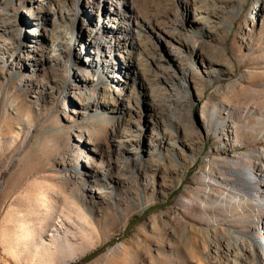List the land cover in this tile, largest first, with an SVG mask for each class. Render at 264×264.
Returning <instances> with one entry per match:
<instances>
[{"label": "rangeland", "instance_id": "rangeland-1", "mask_svg": "<svg viewBox=\"0 0 264 264\" xmlns=\"http://www.w3.org/2000/svg\"><path fill=\"white\" fill-rule=\"evenodd\" d=\"M52 1L0 0V264H257L255 252L264 259L255 246L264 237L261 189L247 201L234 185L240 171L264 170L262 1L233 0L224 11L226 1L204 0L222 14L212 31L195 21L194 0H103V16L87 0L71 26L72 54L58 59L56 34L43 30ZM148 21L181 29L199 49L181 50V64L159 41L174 77L157 81L164 96L150 94L127 54L135 47L119 42L127 30L139 42L137 22ZM94 29L105 52L91 42ZM107 54L115 62L104 70ZM206 55L225 72L208 73ZM135 82L137 114L126 105ZM127 118L132 141L122 144L116 128ZM45 204L50 215L39 221ZM58 225L68 242L36 253L40 229L48 238Z\"/></svg>", "mask_w": 264, "mask_h": 264}, {"label": "bare ground", "instance_id": "bare-ground-1", "mask_svg": "<svg viewBox=\"0 0 264 264\" xmlns=\"http://www.w3.org/2000/svg\"><path fill=\"white\" fill-rule=\"evenodd\" d=\"M9 0H2V2H5ZM11 1V0H10ZM14 1V0H12ZM64 1V0H63ZM87 0H74L73 2V6L72 8H67V7H59L60 4H58L60 2V0H54L52 2L49 3L47 10L50 12L51 18H52V23L50 26L47 27H43V30L46 32H52L55 35V39L52 41L51 44V49L56 52V54L54 55V57L56 55H61V53H64V56H66V58H69L72 54V51L70 50L69 53L67 54V51L70 48L71 42L72 41V36H71V26H72V30L76 24V20H77V14H78V7L81 6V4H83V2H85ZM89 1H93V0H88ZM121 1V0H120ZM220 1V0H219ZM223 2L226 1V5H224V7H221L220 3L215 0L213 3L215 4H219V7H221L222 10L225 11V8L228 7L227 4H230L233 2V0H222ZM262 1V7H263V14H261V16L264 18V0H258V2ZM108 2L110 3H116L117 0H108ZM195 4L197 5V7L195 8V15L199 16L195 21L199 22V23H203L204 24V29L205 27L209 28L208 30H212L214 31L215 29V24L217 23V20L219 19V21L221 20V16L222 14H220L218 11H215L213 6H201L204 2V0H194ZM65 3V2H64ZM67 3V2H66ZM2 4V3H0ZM200 4V5H199ZM209 4V3H208ZM64 5V4H63ZM68 5V4H67ZM90 10H92L95 13H102V16L105 14V9H106V5L105 2L103 0H95V2H92L89 4ZM43 8L44 6L41 7V10H38L39 13L43 12ZM213 10V11H212ZM1 11H5V8L2 9ZM32 12H30L31 14ZM4 14H7V12H5ZM33 14V13H32ZM57 14H60V16ZM39 17H41V15H37L35 14V16L32 19H38ZM123 17L119 18V21H116L118 23L119 27H125V29H123L124 31L126 29H128L129 26V22L126 21V23H122L124 22ZM207 20H209V22H211V24L207 25L206 22H208ZM61 21V22H60ZM60 22V23H59ZM68 22L71 23V25L68 24ZM141 23V22H137L138 28L139 29H135L136 33V37H138L140 39L139 42L134 43V42H130L128 39H134L135 34L133 35L130 34V30H127V32L125 33V36H122V41H119L121 44L125 43V40L127 41V45H129L131 48L135 47V50L130 49V51L127 52L129 58H133L134 60V65L137 68V70H139V72L144 76V78L150 80L149 82V87H150V94L152 96H159L162 95L164 96L165 92H158L159 90V85L157 84V81L159 84H169L171 82H173L174 77L172 75H170V73H168V69L166 67L162 66V57L157 53L158 51V46H159V41H164L168 44L172 45V49L174 51H177L176 55L179 56L180 60H181V64H183V61L185 60L184 57L180 56V51L183 50L185 47H188L190 49V51L193 54H198L199 53V49H196L195 45H190L189 41H187V38L185 37V33H183L181 31V29L175 28L174 30H171L170 28H164L161 26H158L155 23H152L151 21H148V24L146 23ZM114 27H116V25H114ZM127 27V28H126ZM122 30V31H123ZM98 31V30H96ZM95 29H94V33L91 37V42L93 45L96 46V49H99L101 51H103L102 46H103V41H101L98 37H95V33H96ZM119 31H121V28L119 29ZM48 34V33H47ZM118 40H121V36L118 37ZM108 51L112 52L113 50L111 49V45L110 42H108ZM104 47V46H103ZM105 52V51H103ZM124 52V51H123ZM174 55V54H173ZM109 57V59H105V65H102V68L104 70H108V66L107 65H111V63H114V61H111V54H107L105 57ZM121 58H127L124 55L120 56ZM214 58V55H213ZM55 59H58L57 57H55ZM219 61V62H218ZM202 62L204 63L205 69L206 71H208V73L212 74V75H219L218 71H223V73L225 72V67L223 66L224 64H221V61L219 59H211L210 56L206 55V57L202 58ZM122 65V64H121ZM182 68L184 69L183 65ZM154 76V79H151V76ZM148 76V77H147ZM140 78V77H139ZM181 78V77H179ZM184 83V78H181ZM156 80V83L154 84V81ZM181 82V81H179ZM136 83L133 85V87H131V95H133L134 97L132 98H128L127 101V106L130 110L134 111L136 114L140 113L139 109H136L132 106L133 103H135L133 100H137V95H136ZM100 84V83H99ZM161 91V90H160ZM166 95V94H165ZM132 103V104H131ZM138 104L135 103V106H137ZM91 107L88 106V108ZM140 108V107H138ZM157 114H161L159 112V109L156 110ZM131 116V114H130ZM131 118H127L126 120H124V122L120 125L119 128H116V133L119 136H122L121 141L119 143H131L132 141V137H131V129L129 124L131 122L130 120ZM131 125V124H130ZM215 125L220 127L223 125L222 122H218L215 121ZM122 126H125L122 129ZM132 126V125H131ZM176 142V141H174ZM174 147L176 144H174ZM181 146H185V143L181 144ZM239 175L241 176V180L238 183H234V185H238L239 189L244 191V198L248 201L249 199H251L252 196L255 195V186L258 187L259 189H261L259 191L260 195L257 194L258 196L261 197V199L264 200V184L259 182L256 183L254 178H258V179H262L264 178V170L263 168L258 169L256 171V173L254 174H249L246 173L244 171H240ZM33 208H31V213H30V217H35L34 216V212L32 210ZM50 215V208L48 206V204H45V207L42 209V212L40 214V216L37 218L39 221H42L43 218L42 216H49ZM32 222H34L35 220L32 218L31 219ZM260 221V225L264 224V216H260L259 218ZM35 223V222H34ZM36 225V223H35ZM60 225V224H59ZM56 229H53L52 232L48 235V238H46V236L44 234H42V231L40 229V236H39V240L34 242L35 246V252L36 253H41V251H43V249H46V251H50L52 252V248L53 245L56 249L57 248V241L64 240L68 242V238L67 236V232L65 231L63 226H60ZM29 228H27V232H28ZM66 232V233H65ZM29 234V233H28ZM238 240V238H236ZM255 246L257 249L264 251V237H260L257 236V238L255 239ZM254 242V243H255ZM31 246V245H30ZM64 246L59 247L60 250H62ZM258 250V251H259ZM71 253H74V248L71 247ZM257 253L256 255H254L255 259L257 258L258 263L257 264H264V259L261 257V254H259V252H255ZM254 253V254H255ZM237 253H234V255ZM50 256V255H49ZM236 258H238L236 256ZM255 262V261H254Z\"/></svg>", "mask_w": 264, "mask_h": 264}]
</instances>
